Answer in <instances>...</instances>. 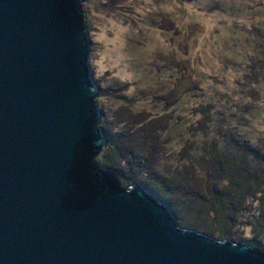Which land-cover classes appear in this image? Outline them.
I'll return each instance as SVG.
<instances>
[{
    "label": "rangeland",
    "instance_id": "obj_1",
    "mask_svg": "<svg viewBox=\"0 0 264 264\" xmlns=\"http://www.w3.org/2000/svg\"><path fill=\"white\" fill-rule=\"evenodd\" d=\"M81 1L102 166L167 205L181 228L214 239L221 226L190 225L178 205L197 210L216 187L241 212L234 243L264 250V230L250 224L264 212V0ZM230 174L261 199L238 196ZM157 184L166 201L151 192Z\"/></svg>",
    "mask_w": 264,
    "mask_h": 264
},
{
    "label": "water",
    "instance_id": "obj_2",
    "mask_svg": "<svg viewBox=\"0 0 264 264\" xmlns=\"http://www.w3.org/2000/svg\"><path fill=\"white\" fill-rule=\"evenodd\" d=\"M81 0H0V264H264L99 160Z\"/></svg>",
    "mask_w": 264,
    "mask_h": 264
},
{
    "label": "trees",
    "instance_id": "obj_3",
    "mask_svg": "<svg viewBox=\"0 0 264 264\" xmlns=\"http://www.w3.org/2000/svg\"><path fill=\"white\" fill-rule=\"evenodd\" d=\"M103 158V155H102ZM213 177L215 175H212ZM230 177H228V182H230V188L231 190L233 189L234 191H238V196L242 197V199L246 198V197H256V199H259L260 197L257 196V192L262 193V189H259L257 191L252 190L251 186H249L247 183L246 185H244L245 182L244 179L238 180L237 178H235L233 175H229ZM132 179L133 177L130 176ZM135 179V178H134ZM134 181V180H133ZM126 182H129L128 179H126ZM159 187L157 188H151V192L156 194L162 201H166L165 198H163V192H166L165 189H163V187H161L160 184H157ZM154 191V192H153ZM208 194L204 195V197H202L203 199H201V201L198 203L197 205V210L194 209L196 207H190V203H185L182 202L180 203V206L178 205L180 210H183L182 212H184V214L186 212H189V217L191 215L190 218H186V222L189 223L190 225H192L190 222H193L192 219L195 220H210L211 222H215L216 224H218L219 226L222 227V232H210L208 231L209 235H216V239L217 240H222L225 238H230L233 240V242L238 241V238L233 237V234L231 233L230 228L232 226V220L234 217H238L241 216V212L240 210L237 209V206L232 207V202H231V198L226 195L224 196L223 194L219 193V191L217 190V188H212V189H208ZM158 193L161 195L159 196ZM169 195H172V191L171 193H168ZM261 196V195H260ZM264 198V196H261ZM261 199V198H260ZM185 216H187L185 214ZM255 216V218L253 217ZM251 217H253V222H251L250 224H252V226H256V225H260V228L262 230H264V212H258L257 215H252ZM250 217V218H251ZM250 220V219H249ZM183 224V223H182ZM181 224V225H182ZM184 225V224H183ZM186 227V226H183ZM236 238V239H235ZM235 239V240H234ZM240 240V239H239ZM258 239H253V241H256Z\"/></svg>",
    "mask_w": 264,
    "mask_h": 264
}]
</instances>
